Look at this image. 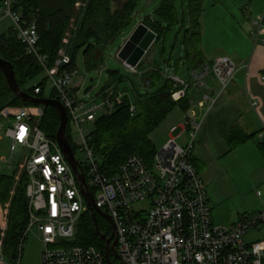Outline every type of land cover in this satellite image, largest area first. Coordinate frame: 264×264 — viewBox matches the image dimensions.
<instances>
[{
  "label": "built area",
  "instance_id": "1",
  "mask_svg": "<svg viewBox=\"0 0 264 264\" xmlns=\"http://www.w3.org/2000/svg\"><path fill=\"white\" fill-rule=\"evenodd\" d=\"M1 2L0 17L12 21L27 55L44 67L51 83L50 94L54 93L55 100L67 112L71 136L79 135L74 157L94 195L96 208L113 224L109 225L114 231L118 257L110 251L111 264H264V240L251 243L246 240L251 231L264 228V210L244 216L231 227L213 222L205 183L190 161L194 139L202 125L195 116L188 115L183 125L171 129V139L156 152L151 165L133 155L117 175L106 177L101 160L91 146V135L95 123L114 113L116 103L127 93L112 87L94 100H82L73 84L76 71L59 73V66L47 67L48 58L39 47L37 22H25L22 13L15 9L16 0ZM253 27L251 36L256 44L264 17L258 18ZM70 62V57L64 55L61 64ZM124 65L130 73L140 74L137 68ZM238 71L232 59L224 56L191 71L189 82L168 75L167 80L174 88L172 100L176 103L184 100L192 89L207 90L209 93L203 96L199 106L212 108L219 95L208 87L207 81L212 78L224 92ZM261 79L264 81V72ZM41 93L36 87L35 94ZM135 112L132 105L131 113ZM5 124L6 131L0 137L9 139L11 152L24 158L28 225L23 240L34 229L38 231L43 243L41 264H109L106 251L72 245L82 217L90 210L78 177L56 139L48 138L34 124L28 111H20ZM184 136L188 142L182 146L178 141ZM21 247L22 243L17 258L21 257Z\"/></svg>",
  "mask_w": 264,
  "mask_h": 264
},
{
  "label": "trees",
  "instance_id": "2",
  "mask_svg": "<svg viewBox=\"0 0 264 264\" xmlns=\"http://www.w3.org/2000/svg\"><path fill=\"white\" fill-rule=\"evenodd\" d=\"M112 1L89 0L83 23L73 41V45L66 51L71 59L68 65L61 64L64 55L60 57V54L64 47L65 35L73 21L74 13L77 11L82 12V9H79V0H16L15 9L22 13L26 23L37 22L40 37L39 47L42 54L48 58L47 67L54 69L59 66L58 72L63 73L64 71H76V51L87 44L86 57L88 65L91 68L103 67L104 48L112 44L120 35L133 26L134 13L141 0H126L123 6L114 11L111 6ZM205 2L206 0L188 1L187 26L184 22V16L178 12L173 0L164 1L153 16H148L143 22L144 25L158 35L156 44L163 42V50H165L166 42L171 37L174 29H177L179 34L183 32V46L185 49L183 60H185L189 72L208 64L203 51L202 33ZM78 22L79 18L77 17L76 23ZM163 53L164 51H162V55ZM0 59L12 64L15 78L22 91L39 98L55 99L54 93L47 96L45 92L49 80L45 75L44 67L27 55L13 28L0 35ZM147 66H152L151 70L145 71ZM138 70L145 71L141 72L140 76L145 81L146 88L155 87L161 79V68L157 63L153 65H151V62L146 64V60H143L138 66ZM41 76L44 77L43 80L38 84H33ZM110 79L112 82L104 90L112 87L119 89V86L127 81L125 77L120 76L116 71ZM148 82L149 86H147ZM36 87L42 90L40 95L35 94ZM173 90L172 83L167 80L161 90L137 96L133 104L127 95L116 103L114 113L99 119L95 123L91 135V146L101 160L102 172L106 177L111 179L117 175L120 167L133 155L140 156L149 165L153 163L156 149L150 140L152 133L161 126L174 110L179 109L187 114L191 108L189 94L184 100L176 103L171 97ZM132 105L135 107V114L131 113ZM29 107L39 108L40 106L25 103L15 97L3 71L0 69V118L12 121L17 113L23 111V108ZM33 122L48 138L55 141L60 120L53 108L45 107L44 116L39 126L34 119ZM260 134L261 132L248 135L239 128L233 129L226 135L227 143L230 146L229 153L238 149L247 141L254 140ZM66 137L72 150L76 153L69 125L67 126ZM258 149L264 157V142L258 144ZM190 161L199 172L198 163L200 162L194 159L192 155ZM17 174L18 168L12 176L0 174V240L2 234H5L1 242L3 252L12 258L17 256L28 225L27 178L26 175L22 176L16 192L13 193ZM6 212L7 215H5ZM5 217H7L8 225L7 229L3 231L1 224ZM97 223L101 234L110 237L111 229L106 221L97 217ZM72 245L93 246L105 253L106 242L100 239L90 212L82 217L76 239L72 242Z\"/></svg>",
  "mask_w": 264,
  "mask_h": 264
},
{
  "label": "rangeland",
  "instance_id": "3",
  "mask_svg": "<svg viewBox=\"0 0 264 264\" xmlns=\"http://www.w3.org/2000/svg\"><path fill=\"white\" fill-rule=\"evenodd\" d=\"M164 1L166 0H141L138 3V7L136 8L133 17V27L126 30L112 44L104 48L103 67L91 68L88 65L86 57L88 44L77 49L75 59L77 74L74 78L73 84L74 87L78 89L79 97L82 100L86 102L94 100L104 89L108 87L112 81L106 74L107 70L116 71L120 76L127 79L124 84L119 86V89L122 92L127 93L132 101V104L137 96L145 95L151 91L157 92L161 90L167 81L168 75H177L182 80H186V82H188L189 70H187L186 67L180 65V73L177 74L175 73V61L171 63V67L163 64L161 56L164 46L163 42H159L157 45H154L150 50V60L154 58V61L161 66L162 70L161 79L153 88H146L139 75L130 73L124 63L118 59L119 51L128 41L133 30L139 24H143L144 20L148 16H153L154 12ZM173 1L176 7H178V12L182 15V9H184L183 3L188 5L189 0ZM88 2L89 0H79V9H82V12L79 13L77 11L74 13L73 21L70 24L69 30L64 38V47L60 57L66 55L67 49L73 45V41L75 40L80 26L83 23V17L87 11ZM125 2L126 0H113L111 5L112 10L114 11L119 9L125 4ZM257 2L258 0L254 2V5ZM205 8L206 12H204L202 17L203 29L205 30L206 26L210 30L209 32H203V48L204 53L208 58V64H210L211 60L216 56H226L230 57L238 67L241 60L250 56V49L254 43L250 41L252 37H250V33L243 27V16L239 15L241 12H244V9L239 11L241 5L234 1L231 2L229 11L225 12L223 9L219 10L220 8L218 7L216 0H206ZM262 9L264 10V0ZM251 13L253 15L255 14L252 11ZM251 13L247 9L246 15H248L249 18L252 16ZM77 17L79 18L78 23H76ZM219 19H221V21H219ZM218 21L223 22L230 27L234 26L236 28L235 32L215 33L217 28H219V24H217ZM11 27L12 21L9 18L0 19V35L5 34ZM178 38L180 43L176 46ZM181 38L182 35L180 37L179 32H177L171 35V37L167 40L166 48L167 54L169 53L168 57L171 56L172 47L175 45L176 48L175 53H173V59L179 58L180 52H177L179 44L181 47ZM246 41H250V44L248 45ZM217 58L219 57H216L215 59ZM239 68L240 67H238V69ZM138 72L140 71L138 70ZM43 78L44 77L42 76L39 77L33 82V84L40 83ZM50 85L51 83L49 82L47 87L48 93H46L47 96L50 95ZM222 93L223 92H217L219 95L217 102ZM231 106L232 105L227 100V102L219 108V111L216 108V112L218 111V113H213L214 115L212 114L213 116L208 119L207 123H205L203 127L201 126L194 139V146L192 150V157L201 162L198 163L199 173L206 186L209 202L213 210L214 223L216 225L223 226H230L234 222L241 220L244 216L264 210V157L258 149L257 144H259V139L257 137L254 141H250L244 147L241 146L229 153L230 146L227 143L226 135L233 130L232 127L235 125V123H233L235 114L229 110V107ZM23 110H28L36 124L39 126L44 116L45 107H29L23 108ZM196 110L199 112L198 108H196ZM185 119L186 114L181 112L179 109H176L170 113L161 126L152 133L150 140L154 144L156 152L163 149V147L171 139V129L178 126V124H184L186 121ZM199 119H201V116ZM8 121L10 120L0 118V125L3 126L2 129L0 128V136L2 131H6L7 125L5 122ZM179 132H181V130ZM178 133L174 136H177ZM72 142L76 146L79 145L80 139L78 134L73 133ZM187 142V136H184L178 141V143L182 146H184ZM10 147L11 141L9 139L4 138V140H0V172L12 175L18 168L15 189L13 190L14 193L16 192V188L19 185L22 176H25V169L23 162L24 158H20L19 155L12 153ZM225 154L227 155L224 156ZM3 158L7 161L3 162L1 160ZM78 159H80V155H78ZM138 207L139 206H137V208ZM5 215H7V212ZM1 225L2 230L4 229L3 231H5L8 225L7 217L4 218ZM4 237L5 234H2V239H4ZM2 239L0 240V253H3L4 250L1 243ZM246 240L249 243L264 240V228L251 231L247 235ZM42 250L43 245L40 234L38 236L37 230L34 229L24 238L22 242L20 250L21 256L23 255L22 264H40Z\"/></svg>",
  "mask_w": 264,
  "mask_h": 264
},
{
  "label": "crops",
  "instance_id": "4",
  "mask_svg": "<svg viewBox=\"0 0 264 264\" xmlns=\"http://www.w3.org/2000/svg\"><path fill=\"white\" fill-rule=\"evenodd\" d=\"M234 1H236L237 3H239L241 5V8L239 11H241V9H244V12H241V14H239V15L243 16V18H244L243 27H244V29H246L250 33V37H251V33H253V31H254L253 23L258 18L264 17V10L262 9L263 0H258V2L255 5H254V2L256 0H216V3L218 4V7L220 8L219 10L223 9L225 12H228L230 9L231 2H234ZM183 8L186 9V10L182 9V15L184 16V22H185V25L187 26V24H188L187 23L188 22L187 4L183 3ZM247 9L250 11V13H251V11L253 13H255L254 15L251 13V15L253 17L251 16L249 18L248 15H246ZM177 10H178V7H177ZM219 21H221V19H219ZM219 21L217 23V24H219V28H217L215 33H223V32L234 33L235 32L236 28L234 26L230 27V26H227L225 23L219 22ZM209 30L210 29H208V27H206V26H205V30L203 29V20H202V33L204 31L209 32ZM174 33H177V29H174L172 35ZM181 35H182V38H181L182 43H181V47L179 44L178 52H177V53L180 52L179 58L173 59V55H174L173 53H175V48H176L177 44L180 43L179 38H178V41L176 39V41H177L176 46L174 45L172 47L171 56L168 57L169 53L167 54V48H165V50H163L164 51L163 55L161 54L163 64L167 65L168 67H171V63L173 61H175V63H176L175 64V70H176L175 73H177V74L180 73V70H179L180 65H183L184 67L187 68V65L185 64V60H183L184 54H185V49L183 46V32L180 33V37H181ZM250 41L254 42L252 37H251ZM250 41H246L248 45L250 44ZM203 42H204V39H203ZM154 45H157V44L155 43ZM203 51H204V48H203ZM250 51H251L250 56H248L244 60H241V62L239 63L238 67H240L239 68L240 71L237 73L234 81L222 93L218 102L212 108H210L209 105H205L204 107L199 106V102L202 100L203 96H205L209 93V91L197 90V89L190 90L189 102H190L191 108L187 114L185 113L186 119H187L188 115L195 116V118L198 120V122H200V120H201L200 123L203 124V125H201L203 127L204 124L207 123L208 119L211 118L215 114L216 108L219 111V108L222 105H224V103H226L228 100L229 103L232 105L231 107H229V110L235 114V118L233 121V123H235V125L232 127V129L239 128V129L243 130L245 133H247L248 135H253V134H257V133L261 132V134L258 136V139H259L258 142L259 143L264 142V138L262 140L260 138V136L264 135V81L261 79V75L264 72V27L261 29L260 41L256 44L253 43V46H251ZM205 56H206V54H205ZM150 57L151 56H150V51H149L147 56L143 60H146V64H148L150 62H151V65L155 64L156 61H154V58H152L150 60ZM216 57H220V56H216ZM215 58H213L211 60V62H213V60ZM167 60H168V62H167ZM151 68H152V66H147L145 71L151 70ZM160 68H161V66H160ZM187 70H188V68H187ZM145 71L139 72L140 73L139 77L143 83H145V81H143V78L140 75H141V72L143 73ZM189 81H190V72H189L188 82ZM207 85L210 89H212L216 93L222 91L220 85L216 81H213L212 79H209L207 81ZM253 103H256V105L254 106ZM196 108H198L199 112L196 110ZM218 111L216 112V114L218 113ZM200 116H201V119H199ZM181 125H183V124H180V125L178 124V126H176V127H179ZM252 131H254V132H252ZM4 138L0 137V140H4ZM256 138H254V140ZM5 139H7V138H5ZM254 140H250V141H254ZM250 141H247L246 143H244L242 145V147H244ZM226 155L227 154H225L224 156H226ZM1 160L3 162L7 161L4 158ZM197 161H199V160H197ZM14 172H13V174H14ZM0 174L7 175V174H4L2 172H0ZM12 175H7V176H12ZM213 222H214V220H213ZM237 222H234L229 227L234 226ZM38 236H39V233H38ZM42 245H43V243H42ZM42 252H43V250H42ZM41 256H42V254H41ZM17 257H18V255L16 257L12 258V257L4 254V252L0 253V264H22L23 255L20 258H17ZM40 264H41V262H40Z\"/></svg>",
  "mask_w": 264,
  "mask_h": 264
},
{
  "label": "water",
  "instance_id": "5",
  "mask_svg": "<svg viewBox=\"0 0 264 264\" xmlns=\"http://www.w3.org/2000/svg\"><path fill=\"white\" fill-rule=\"evenodd\" d=\"M158 41V35L150 30L146 25L139 24L132 32L130 38L125 43V45L121 48L118 53V59L122 63H126L128 66L132 68H137L141 61L145 58L151 48L154 46L155 43ZM0 69L3 71L8 85L14 94L15 97L19 98L25 103L34 104L42 107H51L53 108L59 116L60 125L58 131L56 133V142L58 143L63 155L66 157L68 162L70 163L75 175L78 177L80 182V187L83 195L86 198L88 208L92 215V219L96 228V231L101 240L107 243L106 248V258L108 263L110 262L109 252H113L114 257L117 258L118 255L116 253V241L113 240L114 234L112 237L107 238L105 235L101 234L98 229L97 223V215L103 217L111 226H113L112 221L110 218L104 214L101 210L96 208L95 199L93 193L90 191L87 183L86 177L84 173H82L80 166L78 165L75 157L74 152L71 148V145L66 137V130L68 124V117L65 108L55 99H48V98H39L32 95L27 94L26 92L22 91L17 83L15 78L13 66L11 63L0 59ZM114 71L107 70L106 74L111 77ZM149 86V82L147 83Z\"/></svg>",
  "mask_w": 264,
  "mask_h": 264
},
{
  "label": "flooded vegetation",
  "instance_id": "6",
  "mask_svg": "<svg viewBox=\"0 0 264 264\" xmlns=\"http://www.w3.org/2000/svg\"><path fill=\"white\" fill-rule=\"evenodd\" d=\"M97 217H99V218H101L102 220H104V221H106L103 217H101L100 215H97ZM106 223L109 225V223L106 221ZM110 226V225H109ZM110 229H111V235H113L114 234V231H113V229L110 227Z\"/></svg>",
  "mask_w": 264,
  "mask_h": 264
}]
</instances>
